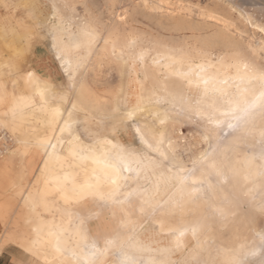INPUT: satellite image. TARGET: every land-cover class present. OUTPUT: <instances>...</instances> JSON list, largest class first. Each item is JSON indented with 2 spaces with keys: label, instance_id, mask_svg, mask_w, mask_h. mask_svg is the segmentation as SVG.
<instances>
[{
  "label": "bare ground",
  "instance_id": "obj_1",
  "mask_svg": "<svg viewBox=\"0 0 264 264\" xmlns=\"http://www.w3.org/2000/svg\"><path fill=\"white\" fill-rule=\"evenodd\" d=\"M58 1L80 21L61 48L65 31L54 29L61 20L45 25L63 72L76 70L79 77L70 104L69 92L55 94L51 66L17 72L16 95L0 73V251L18 245L30 259L26 264H242L247 236L236 235L234 247L216 246L199 216L234 206L242 193L254 195L242 190L244 182L264 193L255 162H231L226 154L240 151L242 127L224 144L217 130L227 118L260 117L253 133L264 142V41L250 39L216 11L179 0ZM139 18L170 34L191 35H156L137 28ZM6 32L33 49L35 33L26 22H0V37ZM3 46L13 45L0 40ZM18 54L0 58V66L18 71ZM102 82H115L117 89L101 98L92 84ZM181 113L213 119L202 137L211 150L192 154L190 168L182 155L191 144L180 129ZM128 130L153 154L118 138ZM9 139L15 144L10 151ZM39 154L43 165L29 184L26 161ZM228 174L234 180L229 191L222 181ZM144 216L155 228L146 227ZM93 219L104 221L101 233L90 231Z\"/></svg>",
  "mask_w": 264,
  "mask_h": 264
},
{
  "label": "rangeland",
  "instance_id": "obj_2",
  "mask_svg": "<svg viewBox=\"0 0 264 264\" xmlns=\"http://www.w3.org/2000/svg\"><path fill=\"white\" fill-rule=\"evenodd\" d=\"M3 1L4 0H0V22L5 24L11 22V24H14V26H16L17 22L21 25L22 23L26 22V24L30 26V28L34 30L35 33L33 40L31 41L33 42V49L31 50L26 49L27 44L25 40L20 37L24 33L22 27L17 28L20 36H17L15 33V36H17L19 42H17V38H15V36L9 32H6L3 37H0L1 41H5L6 43H10L13 45L10 48L9 46H3L2 48H0L1 59L6 60L9 57H16L22 48V50L24 51L23 53L18 54V58L23 63V66H21L18 71H12L11 68L6 66L5 64H3V66H0V73L3 76V79L7 82L9 91L12 92L13 95L17 94V89L19 86L18 79L21 74L17 72H27L28 70L33 69L35 64L34 53L39 51V53L41 54V62H45L51 66V69L54 71L53 73L56 77V80L60 82L55 83V77H53V81L51 80L55 94H61L64 91L69 92V100L67 102V104L69 105L72 101V94L74 88L79 82V77L78 74H76V70L71 71L69 75L63 72L62 68L59 65V61L56 59V51L52 46V38L49 32L47 31L46 26L56 23L57 20H61V24L54 27V29H63L65 31L64 35L60 34L61 36L59 38V44L57 45V48H61L64 45L68 44L69 35H67V33L75 32L77 30V26L80 24L79 17L73 16L71 14V11L58 0H5L8 5H4ZM179 1L183 4H189L191 6H198L202 9L216 11L223 17L233 21L239 29L245 32L246 36L250 37V39L255 41H264V0ZM90 2L91 4L94 3L96 5H100L102 3V0H91ZM83 13L84 7L79 4L78 14ZM52 14H56V16L53 17ZM40 18L47 19L46 23L43 24L42 27L36 24L38 22L37 20H39ZM103 18L106 19L107 16L104 15ZM139 20L141 21V23H135V26L137 28L147 30L148 32L154 33L156 35L161 34L167 37H169L170 35H174V37L191 35L189 32L170 34L169 32L158 30L154 24L148 22L147 20H142L141 18H139ZM15 41L19 44H16ZM17 46L20 47V49ZM23 60H25L24 62L26 64L23 62ZM45 77L49 78V76ZM113 78L112 80H114ZM61 84L62 87L59 88L58 86H60ZM92 88L97 93V95L103 98L105 96H108L110 91L114 93L117 89V84L115 82H109L108 84H105L104 82L93 83ZM56 99L57 97H55V100ZM123 108L127 109L128 105H124ZM182 114L183 113H181V115ZM182 116L184 117H182V126L180 127V129L183 132L184 137L186 138L185 142L191 144V152L187 151L182 153V155L187 167L190 168V158L192 154H198L201 151L211 150V147L202 140V137L204 132H206L207 130L209 131V129L211 130V128L213 127V119H201L200 117L192 113L183 114ZM262 117L264 118V115ZM263 118L262 120L264 121ZM183 119H186L187 121ZM235 119L236 118L224 119L223 121H221L220 125L217 126L218 134L220 136L219 142L221 144H224V142H228L229 139L236 133V131H239V129L242 127L240 129V131H242V137L240 140L242 144H239L240 151H235V148H231V151L229 150V153L226 154L230 155L229 157L231 162H233L236 157L252 159L259 168L257 180L262 181L264 180V142H259L255 140L253 133V131H256L259 125L260 117L259 119L255 118L247 122H244L243 119ZM90 121L92 124L94 123V125L99 124L94 119H91ZM102 123L104 124V120H102ZM245 126L249 128L247 129ZM104 128L105 130L108 129V127ZM242 129H244L245 131H243ZM79 130L82 131L81 134L86 140H92L91 138L85 136V134L83 133L84 129L80 127ZM100 133L101 135H112L109 131H100ZM5 134L6 132H3L2 136ZM118 134L117 136L119 139L124 142L131 143L134 147L137 146L136 148L142 153L153 154L150 151L145 150V148L138 143V141L134 138L133 134L131 133V130H128V134H126L125 132L120 133V135ZM14 145V141L9 139V151L14 147ZM220 148L221 147L218 146L216 149L213 150L217 152ZM224 153L225 151L221 149L218 153V157L222 158ZM164 164L167 166V161H165ZM232 180L233 179L230 174L225 175L222 179L223 183H227L228 185L227 191L231 189V186L234 183V180ZM251 183L252 181L244 182L242 190H249L254 195H247L242 193V196L240 197L241 200L238 199V202L236 201L237 204H235L234 206L223 209L219 207L218 210H220L221 212L215 211L212 208L204 209V211L201 212L202 214L199 216V218H205L206 220L204 224V231L208 232L207 230L211 229V231L209 232L215 234V242L217 244H213H215L216 246L224 244L227 247H234L237 244V241L240 240V238L235 239V236L246 235L247 244L246 248H243V255L245 257L243 259L242 264H264V193H260L259 191L255 193L252 187H248V185H250ZM220 196L222 197L221 194ZM216 204L224 206L223 202H216ZM141 219L146 220L148 222L146 227L155 228V225H153V223L150 221L151 219L149 220L148 216H144ZM218 251V249H215V252ZM21 256L26 260V262L30 261L27 255L21 254ZM0 264H4L1 262V259Z\"/></svg>",
  "mask_w": 264,
  "mask_h": 264
},
{
  "label": "crops",
  "instance_id": "obj_3",
  "mask_svg": "<svg viewBox=\"0 0 264 264\" xmlns=\"http://www.w3.org/2000/svg\"><path fill=\"white\" fill-rule=\"evenodd\" d=\"M36 55L38 58L37 57L34 58V62H35L34 69L38 71V73L39 72L42 73L41 71L50 65L45 62H41L40 59L41 54L39 53V51L34 53V57ZM30 71H33V69H30ZM51 71L53 70L51 69ZM50 79L53 81V77ZM54 82L60 83L56 80V77L54 79ZM58 87L61 88L62 84ZM118 135H120V133ZM41 163L43 165V155L40 154L33 155V159L31 162L29 158L27 159L26 165H27V171L29 173V184L34 182V180L39 176V173L41 171ZM37 172L38 174H36ZM18 212H19V208H16L13 213H18ZM104 225H105L104 221H102L101 219H93L88 224L90 231L93 233H101L104 230ZM2 228L3 226L0 225V239L3 237L4 234V229ZM21 254L26 255L18 245L15 244L13 245V243H7L3 246L2 250L0 251V259L1 262L4 264H18V263L26 264L28 261L26 262V260L21 256Z\"/></svg>",
  "mask_w": 264,
  "mask_h": 264
}]
</instances>
